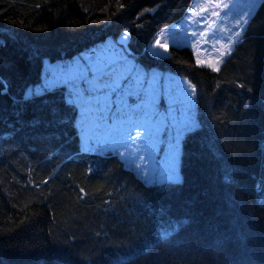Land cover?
I'll use <instances>...</instances> for the list:
<instances>
[{
  "label": "trees",
  "instance_id": "16d2710c",
  "mask_svg": "<svg viewBox=\"0 0 264 264\" xmlns=\"http://www.w3.org/2000/svg\"><path fill=\"white\" fill-rule=\"evenodd\" d=\"M192 2L0 0V264H264V0L218 69L147 48ZM125 31L137 59L197 85L179 180L83 147L65 84L24 94L46 57Z\"/></svg>",
  "mask_w": 264,
  "mask_h": 264
},
{
  "label": "rangeland",
  "instance_id": "374dc122",
  "mask_svg": "<svg viewBox=\"0 0 264 264\" xmlns=\"http://www.w3.org/2000/svg\"><path fill=\"white\" fill-rule=\"evenodd\" d=\"M259 1L193 0L147 48L166 56L171 45H188L198 63L218 69ZM62 83L77 106L83 147L116 152L149 182L182 178V139L199 125L197 85L188 75L144 64L130 52L125 31L72 57H46L41 79L24 94Z\"/></svg>",
  "mask_w": 264,
  "mask_h": 264
},
{
  "label": "snow or ice",
  "instance_id": "6c2138e0",
  "mask_svg": "<svg viewBox=\"0 0 264 264\" xmlns=\"http://www.w3.org/2000/svg\"><path fill=\"white\" fill-rule=\"evenodd\" d=\"M77 95H79V93H77ZM26 98H30V96H27ZM170 173H171V170H170Z\"/></svg>",
  "mask_w": 264,
  "mask_h": 264
}]
</instances>
